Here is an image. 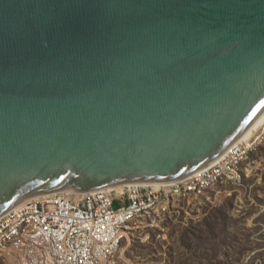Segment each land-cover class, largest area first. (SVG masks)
<instances>
[{
	"label": "water",
	"instance_id": "95a60500",
	"mask_svg": "<svg viewBox=\"0 0 264 264\" xmlns=\"http://www.w3.org/2000/svg\"><path fill=\"white\" fill-rule=\"evenodd\" d=\"M264 111V0H0V217L170 183Z\"/></svg>",
	"mask_w": 264,
	"mask_h": 264
},
{
	"label": "built area",
	"instance_id": "2783aa9c",
	"mask_svg": "<svg viewBox=\"0 0 264 264\" xmlns=\"http://www.w3.org/2000/svg\"><path fill=\"white\" fill-rule=\"evenodd\" d=\"M252 141L184 180L162 187L95 193L61 191L22 202L0 217V261L11 264H119L132 229L150 228L174 199L199 197L215 184L234 182L239 165L264 142V123Z\"/></svg>",
	"mask_w": 264,
	"mask_h": 264
},
{
	"label": "rangeland",
	"instance_id": "374dc122",
	"mask_svg": "<svg viewBox=\"0 0 264 264\" xmlns=\"http://www.w3.org/2000/svg\"><path fill=\"white\" fill-rule=\"evenodd\" d=\"M238 169L234 182L174 199L150 228L134 227L119 264H264V142Z\"/></svg>",
	"mask_w": 264,
	"mask_h": 264
},
{
	"label": "bare ground",
	"instance_id": "6f19581e",
	"mask_svg": "<svg viewBox=\"0 0 264 264\" xmlns=\"http://www.w3.org/2000/svg\"><path fill=\"white\" fill-rule=\"evenodd\" d=\"M262 123H264V111L255 119V121L250 125V127L240 136V138L233 145H235V144H237L239 142H242V141H246L248 139H250V141H252L254 139V137L256 136V133L260 130L261 125H263ZM224 154H225V152H224ZM224 154H222L214 162L208 164L207 166L203 167L200 170H204L205 168L210 167L211 165L216 163L218 160H220L224 156ZM182 180H184V179H182ZM166 184H169V182L168 183H165V182L120 183V184H117V185H114V186H110V187H107V188L89 191L87 193H95V192H103V191H115L116 193H119L120 191L123 190V188L147 187V186L158 188V187H162L161 185H166ZM61 191H73V190H68V189L64 190V189H62V190L57 191V192H61ZM73 192H76V191H73ZM51 194H53V193H50L49 195H51ZM39 196H42V194L41 195H35L33 197L28 198L27 200L38 198ZM20 204H18V205H20ZM12 261H13L12 258L6 257V261L5 262H8L9 264H11Z\"/></svg>",
	"mask_w": 264,
	"mask_h": 264
}]
</instances>
